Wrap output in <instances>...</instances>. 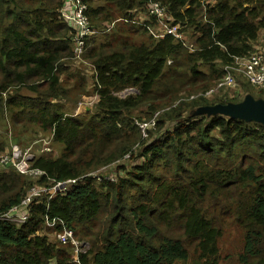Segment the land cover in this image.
I'll return each mask as SVG.
<instances>
[{
    "label": "trees",
    "instance_id": "1",
    "mask_svg": "<svg viewBox=\"0 0 264 264\" xmlns=\"http://www.w3.org/2000/svg\"><path fill=\"white\" fill-rule=\"evenodd\" d=\"M64 1L0 0V123L10 113L13 123L27 120L62 148L56 158H35L33 169L45 173L37 179L0 172V213L19 206L33 186L80 179L127 156L140 163L118 167L125 178L114 183L87 177L47 204L34 203L20 228L0 221V264H220L227 225L243 236L237 263L264 264V126L199 115L240 102L230 98L234 90H220L216 101L205 93L237 58L264 51V0H85L92 27L115 24L123 39L85 55L98 102L79 116L53 103L68 100L62 75L74 60ZM148 1L166 7L188 41L194 32L193 50L173 36L155 37L154 22H133ZM139 33L148 40L131 42ZM77 85L90 93L84 77ZM156 115V131L143 139L136 122ZM53 219L87 240L88 252L74 256L43 236Z\"/></svg>",
    "mask_w": 264,
    "mask_h": 264
},
{
    "label": "built area",
    "instance_id": "2",
    "mask_svg": "<svg viewBox=\"0 0 264 264\" xmlns=\"http://www.w3.org/2000/svg\"><path fill=\"white\" fill-rule=\"evenodd\" d=\"M202 3L213 6L214 0H202ZM88 10L89 6L85 0H65L60 11L62 21L68 25L72 31L71 37L73 42L74 59L80 62H84V57L88 53V42H91V40H93L94 37L96 38L100 33L99 29L92 27L87 15ZM169 14L170 13L166 7L159 3L148 1L145 12L139 13L133 22L139 24L144 22H154V25L158 23L164 32L156 36L149 29L155 37L162 38L165 36H173L177 41L183 43L190 50H193L194 45L191 41H189L190 43L187 42L188 40L186 39V34L183 32L182 26L170 21ZM87 67L90 69V65L87 64ZM225 72L224 77L214 87V89L205 93L206 97L216 95L220 90H234V88L238 85L236 75L242 76L249 85L264 93V53L260 52L252 54L249 57L237 58L234 65L225 67ZM197 97H192L191 99H195ZM93 98L97 103L98 97L94 96ZM157 117L158 115H156L150 122H136V125L140 128L143 139L149 138L150 131H156ZM49 141L50 140L44 142L46 147L43 152H51V149L48 146ZM12 150V157L4 161L5 167H13L21 175H26L32 179H37L45 174L40 170L33 169V161L36 158V156L34 158L32 155V152L35 150L34 146L29 147L24 153H20L18 147L16 146L13 147ZM15 159H20V161L16 162ZM125 159L129 160L130 156L125 157ZM31 161L32 165H30ZM110 167L101 168L98 173L93 172L87 176L81 177L80 179H72L65 182H51L52 184L48 186H33L27 192L26 197L19 206L12 208L8 212L0 213V221L7 222L18 228L26 225L31 217L27 211L30 206L34 203L47 204L56 196L67 194L74 187L85 181L87 177L92 178L98 183L104 181L114 183L117 181L118 177L116 176V173L110 172ZM46 228L51 230L58 245L71 247L72 254L74 256H80L81 254L88 252L89 248L85 251L83 249L84 241H80L76 237L75 232L72 229L67 228L63 221L59 219H53L52 221L47 220Z\"/></svg>",
    "mask_w": 264,
    "mask_h": 264
},
{
    "label": "rangeland",
    "instance_id": "3",
    "mask_svg": "<svg viewBox=\"0 0 264 264\" xmlns=\"http://www.w3.org/2000/svg\"><path fill=\"white\" fill-rule=\"evenodd\" d=\"M100 3L101 0H90L91 5H97ZM120 26L125 27L123 24H121ZM150 30L156 36L164 32L160 28L158 23L153 27H151ZM188 34L190 41L194 43L195 42L194 32L192 30H188ZM122 39L123 38L120 37L118 29H113L110 32H106L102 35L97 36L95 39L91 40V42H89L88 51H90L93 47L102 44H109L110 48L114 49L121 43ZM147 40H148L147 36H143L141 33H139L134 37V39L130 41L133 43H141V42H146ZM187 42L190 43L189 41ZM258 47L264 49V37L261 38L260 42L258 43ZM261 53H264V51ZM71 62L72 64L71 67L69 68V71H67L64 75H62V81L64 82V85L68 86L70 90V93L68 95V100L66 101L65 99H58L53 101V103L61 105L64 108V111L71 116L89 114L92 112L94 105H96V102L93 98L95 96L94 80H93L94 76L92 75L91 70L87 67L88 63L86 61L80 62L74 59ZM80 77L81 78L84 77L87 81V86L90 88V93L88 95L85 94L82 95V92H80L78 89L77 83H79L81 79ZM236 78L238 85L234 88V91H231V93L229 94H230V98L232 99L236 98L240 102L231 103V104L237 105L244 103L249 97H253L254 99L260 98L261 91L248 84L249 86H251V93L246 94V90L243 84L248 82L242 76L236 75ZM214 87L212 89H214ZM20 92L24 96H30V97L34 96L26 88L21 89ZM128 95H132V93L121 94L119 96L120 98H124L127 97ZM134 95H136V93ZM223 95L224 93H222L219 96L222 97ZM187 96L188 95L183 94V97H187ZM219 96L213 95L209 98V100L216 101L217 99L220 98ZM192 97H196V96H192ZM192 97H190V100ZM216 97L219 98L215 99ZM218 105H222V104H218ZM144 110H146V108ZM138 117H140V120H146V121L148 120V118L144 114L139 115ZM49 138L37 127L31 126L27 120L19 121L17 124L13 123L11 114L7 113L5 119H3L2 122L0 123V146H3L5 148V151L2 154H0V172L10 173L13 172L14 170L16 171V169L13 167H8V168L7 166L5 167V163H4L5 160L12 157L13 154L12 149L15 146L18 147L20 153H24L29 147L34 146L35 150L32 152L34 158L35 156L37 157L42 154L53 156L54 158L58 157L61 154L62 148L54 144ZM47 140H50L48 146L51 149V152L48 153L43 152L46 147L44 145V142ZM134 153L137 155L138 153L137 148ZM15 161L19 162L20 159H15ZM139 163L140 162L134 163L133 161L127 159L121 160L116 164H114L112 167H110L111 169L110 172L116 173L118 179L119 177L125 178V173L120 169L118 170V167L120 168L127 167L130 170L132 166ZM30 165H32V161L30 162ZM99 170L95 171L94 173H98ZM43 233H44L43 236L48 237L51 243L56 242L52 232H49L48 230L45 229ZM80 241H84L83 242L84 251L90 247L87 240L80 239ZM242 243H243V236L241 235L240 230L238 228L233 227L232 225H227L225 228V234L220 241V248H221L220 264H238L236 256L238 253L241 252ZM52 264L55 263L52 262ZM188 264H191V262H189Z\"/></svg>",
    "mask_w": 264,
    "mask_h": 264
},
{
    "label": "water",
    "instance_id": "4",
    "mask_svg": "<svg viewBox=\"0 0 264 264\" xmlns=\"http://www.w3.org/2000/svg\"><path fill=\"white\" fill-rule=\"evenodd\" d=\"M203 114H207L206 116L221 114L232 119L256 122L264 126V101L262 99L255 100L253 97H249L246 102L237 105L228 104L225 106L216 105L208 107L202 110L199 115Z\"/></svg>",
    "mask_w": 264,
    "mask_h": 264
},
{
    "label": "crops",
    "instance_id": "5",
    "mask_svg": "<svg viewBox=\"0 0 264 264\" xmlns=\"http://www.w3.org/2000/svg\"><path fill=\"white\" fill-rule=\"evenodd\" d=\"M88 2L90 3V0H88ZM103 3V0H101V3L100 4H102ZM100 4H97V5H100ZM215 4V3H214ZM213 4V5H214ZM113 29H116V26H115V24H105L104 26H103V28H102V30H100V33L97 35V36H99V35H102V34H104V33H106V32H110L111 30H113ZM94 39H95V37H94ZM93 76H94V74H92Z\"/></svg>",
    "mask_w": 264,
    "mask_h": 264
},
{
    "label": "clouds",
    "instance_id": "6",
    "mask_svg": "<svg viewBox=\"0 0 264 264\" xmlns=\"http://www.w3.org/2000/svg\"><path fill=\"white\" fill-rule=\"evenodd\" d=\"M126 93H131V91L130 92H126ZM124 94V93H123Z\"/></svg>",
    "mask_w": 264,
    "mask_h": 264
}]
</instances>
